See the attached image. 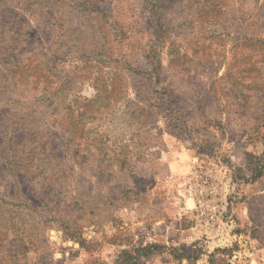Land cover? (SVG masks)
<instances>
[{
	"label": "rangeland",
	"instance_id": "374dc122",
	"mask_svg": "<svg viewBox=\"0 0 264 264\" xmlns=\"http://www.w3.org/2000/svg\"><path fill=\"white\" fill-rule=\"evenodd\" d=\"M0 14L16 17L0 23V46L29 84L0 101L26 103L43 139L80 151L76 165L35 144L17 164L0 160V194L29 187L54 200L61 186L69 215L8 264H264V0H0ZM5 72L0 53V83ZM40 84L53 105L43 116ZM188 152L193 167L227 173L226 242L183 215L168 160ZM176 209L179 225L157 221Z\"/></svg>",
	"mask_w": 264,
	"mask_h": 264
},
{
	"label": "trees",
	"instance_id": "16d2710c",
	"mask_svg": "<svg viewBox=\"0 0 264 264\" xmlns=\"http://www.w3.org/2000/svg\"><path fill=\"white\" fill-rule=\"evenodd\" d=\"M79 4L77 5L80 6ZM94 11L95 10H93V12ZM91 12L92 10L88 13L91 15ZM47 14L51 15L52 11L47 10ZM94 17V21H99L101 24L103 23L104 17L99 15L98 12ZM15 20L16 17L10 16L8 18L3 15L0 18V23L1 25L7 23L14 25ZM149 28L147 29L148 32ZM0 53L6 69V77L3 78L5 83H0V94L4 95L6 93L15 92L18 88L26 90L29 85L28 81L23 80V77H21L27 72L25 67L7 63L8 57L12 56V53L8 48L0 46ZM14 54L15 56H18V53ZM15 59L16 58L14 57V60ZM145 60L146 65L150 66L152 63L150 56H146ZM41 86L42 89H40L39 92L42 93L41 99L44 100L42 106L45 105V108L40 111V114L43 116L47 114L48 111L52 110L53 105L50 104L46 107V104L50 99L48 97L49 91L47 86ZM8 102L9 101H0V160L2 159L3 162L12 161L13 164H17V162H21V158L28 156L29 149L35 144V151L37 154L51 157L54 161L68 158L73 165L77 164L80 154V151L77 149L78 147H69L66 149L58 142L56 135L54 134L46 133V138L43 139V135H41L40 132V123L33 126V120L29 118L30 112L27 110L29 107L23 106L26 103H20L21 105L9 107ZM43 131H45V129H43ZM72 146L76 145L72 144ZM16 159L20 161H17ZM8 171L9 170L4 171L0 168V180L8 176ZM46 182V188H48L50 182L49 180ZM60 187H52L54 191L58 188L54 200L49 199V193L45 189L35 192L34 190L30 191L29 187H23V190H19L14 195L3 196L0 194V264H8L7 256L15 259L17 253L21 251L28 252L31 248L37 251L39 249L38 244L43 242L40 241L39 238L43 237V231L45 230L46 224L49 222L64 223V221H66V218L69 215L64 218L65 209H62L60 205L62 202H65L66 199L61 198ZM71 198L73 200V197ZM72 200L70 202L76 205ZM6 201L10 202V207H4ZM16 202L26 204V209H31V213L34 214L33 219H30L29 215L25 217L24 211L19 212V207H15ZM52 203L57 209H54L55 207L51 209ZM71 214L72 217L75 216V213L71 212ZM91 216L92 213H89L88 217L80 219L89 218ZM29 220H33L34 225H31V222L30 224H27L26 222ZM74 220L78 222L77 217H74ZM92 221L88 219V223L86 222L84 225L98 223V219ZM29 246L33 247L29 248Z\"/></svg>",
	"mask_w": 264,
	"mask_h": 264
},
{
	"label": "built area",
	"instance_id": "2783aa9c",
	"mask_svg": "<svg viewBox=\"0 0 264 264\" xmlns=\"http://www.w3.org/2000/svg\"><path fill=\"white\" fill-rule=\"evenodd\" d=\"M211 173L196 164L181 183V199L192 203L191 221L195 233L207 235L217 242H226L228 234L234 228L233 220L225 216L226 197L229 192V178L223 169Z\"/></svg>",
	"mask_w": 264,
	"mask_h": 264
},
{
	"label": "crops",
	"instance_id": "0c3cea01",
	"mask_svg": "<svg viewBox=\"0 0 264 264\" xmlns=\"http://www.w3.org/2000/svg\"><path fill=\"white\" fill-rule=\"evenodd\" d=\"M176 156L168 160L169 161L168 162V174H170L171 178L174 179V181H181V180H183L185 175L189 174L192 171L193 164L195 163V160L197 158H193V156L190 152H188L187 154H181V155L177 154ZM181 157L184 159L180 160ZM172 192H173V189H172ZM179 193H180V191H179ZM186 205H187V207H186ZM174 206H175V204H174ZM183 206H184L183 215L190 220V216H191L190 209L192 207V203L189 200H185ZM176 216L181 217L182 214L180 213V211H177V209H176V211L171 210L168 213V215H166V217H164L163 219H159L157 221L163 222L167 219L169 221V223L167 225L172 226L176 223L179 225L180 221L176 219ZM156 219H158V218H156ZM183 223H186V222H183ZM190 224H191V222H190ZM186 228H187V230H185V231H186V234H188L189 230H191V229L188 225ZM183 237H185V236H183ZM173 239H176V235H175V238H173ZM211 239H213V238H211ZM163 243L172 245L174 242H171L168 239H163ZM188 244H190V243H188ZM120 247L124 248L122 245ZM157 254L160 255L159 253H157ZM162 257H163V255L158 257L159 260H161ZM175 259H176V261H178L179 264H187V258H185V257H184V259H180L178 257ZM168 260H169L170 264L173 261L172 259H168ZM176 261H173V263L176 264L177 263Z\"/></svg>",
	"mask_w": 264,
	"mask_h": 264
}]
</instances>
